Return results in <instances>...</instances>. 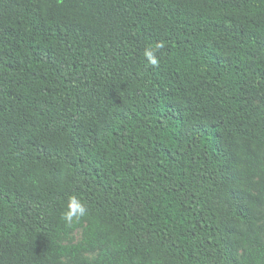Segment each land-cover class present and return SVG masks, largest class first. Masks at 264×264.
Wrapping results in <instances>:
<instances>
[{
	"label": "trees",
	"instance_id": "trees-1",
	"mask_svg": "<svg viewBox=\"0 0 264 264\" xmlns=\"http://www.w3.org/2000/svg\"><path fill=\"white\" fill-rule=\"evenodd\" d=\"M0 264H264V0H0Z\"/></svg>",
	"mask_w": 264,
	"mask_h": 264
},
{
	"label": "clouds",
	"instance_id": "clouds-1",
	"mask_svg": "<svg viewBox=\"0 0 264 264\" xmlns=\"http://www.w3.org/2000/svg\"><path fill=\"white\" fill-rule=\"evenodd\" d=\"M164 47V43L160 42L155 45V47H146L143 55L146 57L147 62L156 66L158 64V59L156 58V51ZM88 209L85 204L75 195L70 196L67 199L64 210L61 214L62 221L71 226L74 223H78L83 217L87 215Z\"/></svg>",
	"mask_w": 264,
	"mask_h": 264
}]
</instances>
